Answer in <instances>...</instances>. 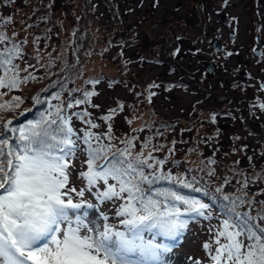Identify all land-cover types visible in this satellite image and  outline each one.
<instances>
[{
    "label": "rangeland",
    "instance_id": "1",
    "mask_svg": "<svg viewBox=\"0 0 264 264\" xmlns=\"http://www.w3.org/2000/svg\"><path fill=\"white\" fill-rule=\"evenodd\" d=\"M221 10L261 15L264 0L200 4L198 0H0V30L8 32L13 42L26 52L20 67L35 77L17 89L18 96L25 98L20 106L29 105L34 91L46 83L43 74L57 72L76 60L81 69L75 88L91 89L92 84L87 81L101 79L93 85L99 95L92 100L100 107L80 105L73 109L88 108L93 122L100 125L92 131L107 132V122L100 117L123 102L124 110L111 121L113 140L121 143L136 137L133 152H151L156 160L165 161L163 168L173 167V177L204 185L208 195L227 194L230 198L246 195L248 199L264 201V134L256 126L252 129L245 105L234 101L220 104L213 96L200 92L189 76L174 70L175 64L171 62L178 58L184 67L200 68L199 60L210 55V51L192 52L184 46L178 50L174 49V43L183 38L184 31L180 30L186 29L184 20L194 24L192 29L202 26L200 11L207 16L206 31L217 33L222 27L217 13ZM245 21H241L242 26H246ZM83 26L89 28L90 34L80 38ZM85 48L90 49L88 54ZM220 61L224 65L233 62L225 56ZM223 79L224 76H218L203 84L222 100L232 94L222 86ZM151 84L158 87L149 89ZM149 92L155 93L151 101ZM43 113H39L38 119ZM213 114L215 122L211 120ZM24 119L28 121L25 115L21 121ZM129 120L132 122L128 123ZM73 123L81 130L88 127L79 120L74 119ZM222 123L227 124L225 129L220 128ZM149 138L150 143L144 148ZM169 149H173L171 154ZM211 160L216 163H209ZM257 176L261 179L257 180ZM244 178L249 181L247 188L241 185ZM225 180L230 183L225 184ZM220 186L223 192L216 193ZM260 207L264 205H254L253 214ZM101 208L109 215V223L123 228L110 204ZM212 214L211 220L201 217L191 222L180 245L170 247L156 264H193L194 260L211 264L203 245L212 239L209 229L214 230L220 224L221 213L215 204ZM89 216L96 218L97 210L90 209ZM144 238L160 244L149 236Z\"/></svg>",
    "mask_w": 264,
    "mask_h": 264
},
{
    "label": "snow or ice",
    "instance_id": "2",
    "mask_svg": "<svg viewBox=\"0 0 264 264\" xmlns=\"http://www.w3.org/2000/svg\"><path fill=\"white\" fill-rule=\"evenodd\" d=\"M11 39L0 32V89H18L27 80L35 79L20 76L26 69L15 61L23 57V49L15 42L8 46ZM87 83L95 85L99 80ZM154 87L158 85H149V89ZM75 92L81 90L72 89L68 100H61L57 94V105L50 104L39 119L23 126L11 127V120L0 118V264H156L170 247L145 240L144 233L154 231L174 238L187 228L189 219L211 220L213 205L171 188L151 186L173 181L208 193L170 172L165 174V161L156 160L151 152L134 155L131 149L136 146V137L121 141L125 147L113 151L111 121L124 110L123 102L100 117L108 128L101 134L92 131L100 125L93 122L87 107L73 110L80 105L99 108L92 102L99 93L83 90L77 98L72 94ZM3 95L0 92V97ZM154 95L149 92V101ZM21 103V97L13 96L0 103V111H14ZM36 103L42 101L36 98ZM260 107L264 109V104ZM74 119L88 127H75ZM215 119L213 114L212 122ZM172 151L169 149V154ZM248 183L247 178L241 181L243 188ZM215 192H223V186ZM209 198L218 201L221 213L219 226L209 229L212 239L203 245L211 264H264V207L253 214V206L264 205V201L257 202L246 195L217 197L215 193ZM109 204L123 228L108 222L109 215L101 206ZM90 209L97 210L96 218H90ZM193 264L200 262L194 260Z\"/></svg>",
    "mask_w": 264,
    "mask_h": 264
},
{
    "label": "flooded vegetation",
    "instance_id": "3",
    "mask_svg": "<svg viewBox=\"0 0 264 264\" xmlns=\"http://www.w3.org/2000/svg\"><path fill=\"white\" fill-rule=\"evenodd\" d=\"M206 1L215 3L219 0H198V3ZM217 13L222 27L214 35L206 31L207 16L203 11L199 12V18L202 21L199 29H192L193 23L187 24L186 20L183 21L186 29L180 30L184 31L183 38L176 40L174 49L179 50L184 46L186 50L192 52L210 51L211 54L199 60L200 68L193 65L184 67L179 63L178 58H171V62L175 64L174 70L189 76L200 92L213 96L222 105L229 104L230 101L245 105L244 110L252 129L254 130L256 126L261 130V134H264V109L260 107L264 104V56L261 55L264 53V13L256 14V16L255 12L249 11L242 12L243 15L224 10ZM244 19H246L244 23L246 26H242L241 23ZM161 50L157 52L158 55ZM221 54L232 59L233 62L224 65L220 61L224 60V56L218 57ZM206 60L211 61L213 76L208 75V68L202 63ZM218 76H224L221 84L224 89L232 93L223 100L203 85L206 81H212Z\"/></svg>",
    "mask_w": 264,
    "mask_h": 264
},
{
    "label": "trees",
    "instance_id": "4",
    "mask_svg": "<svg viewBox=\"0 0 264 264\" xmlns=\"http://www.w3.org/2000/svg\"><path fill=\"white\" fill-rule=\"evenodd\" d=\"M85 14L87 16H89L88 12H85ZM81 30L82 31H81V34L79 36L80 38H82V36L84 34H90L89 28H87V26H83L81 28ZM0 32L5 33L12 38V36L9 35L8 32H4L3 30H0ZM12 42H13V38L9 41L8 46H10ZM17 44L19 45V43H17ZM85 49L87 50V54H88L90 49L89 50L87 48H85ZM25 53L26 52L23 50V54H25ZM20 60H21V58H18L15 61V63L18 64L19 67H20ZM80 69H81V66L79 65V62L76 60H73L72 62H70L69 66H67L66 68H60L57 72H53L52 74H49L46 72L45 74H43L44 75L43 79L46 80V83L44 85L39 86L38 89L36 91H34V93L32 94L33 100L31 101V103H29V105H26L23 107L19 106V108H16L14 111L13 110L0 111V118H2L3 121H5V122L8 120H11L12 121L11 127L23 126L24 124H26L30 120L38 119L39 113L40 112L45 113L48 110L50 104L51 105H57L59 103V101L54 99V97L57 94H60L61 100H68L69 92L72 89H77L74 87V83H75L76 79L78 78L77 77L78 71ZM48 70H51V69L49 68ZM20 74H23L26 76H28V75L33 76L34 75V74H31L27 71H21ZM0 75H3L2 70H0ZM99 80H101V79H99ZM90 88L91 89H87V87L85 89L79 88L81 90V92H75L72 94L74 96H76L77 98H80L83 90H93V84L90 86ZM0 92L5 93V95L0 97V103H4L5 101H10L13 96H18L20 94L17 89L9 90L8 88H5L4 90L0 89ZM22 96L23 95H20L21 99L24 100L25 98ZM36 98H39V100L42 101V103H36ZM92 100H93V98H92ZM26 110H30V111H26ZM77 111H79V110H77ZM21 113H23V114H21ZM24 115L27 116L28 121H26L25 119L21 121V118ZM21 122H22V124H20ZM112 141L115 142V143H112L114 145L113 151H115L117 148L122 149L125 147V145L123 143H120V142L115 141L113 139H112ZM104 143H108V141L104 140ZM131 151L133 152V149H131ZM136 153H138V152H133L134 155ZM147 171H150V170L146 169V172ZM163 172L165 174H168L170 172L172 174V176L174 175L173 167L171 165L167 169L163 168ZM186 181H188V180H186ZM145 187L148 188L149 186L145 185ZM151 187L162 188V189L163 188H171L175 191L180 192L183 195L200 199L205 203L211 202L212 205L218 204V201L216 202V201H213L209 198L213 193L209 194V195H205L204 191H193L192 189L184 188L181 185L176 184L173 181H159L157 184H154ZM194 187L197 189H204L206 191L208 190V188L205 187L204 185H198L196 183L194 184ZM146 194H148V193H146ZM244 210H246L245 207H244Z\"/></svg>",
    "mask_w": 264,
    "mask_h": 264
},
{
    "label": "water",
    "instance_id": "5",
    "mask_svg": "<svg viewBox=\"0 0 264 264\" xmlns=\"http://www.w3.org/2000/svg\"><path fill=\"white\" fill-rule=\"evenodd\" d=\"M203 63V65H205V66H207V68H208V75L209 76H213V72H212V68L210 67V64H211V61L210 60H206V61H203L202 62ZM220 126V128H223V129H225L226 127H227V124H220L219 125Z\"/></svg>",
    "mask_w": 264,
    "mask_h": 264
}]
</instances>
